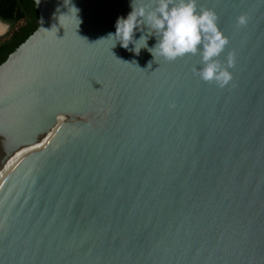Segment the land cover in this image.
<instances>
[{
  "label": "water",
  "instance_id": "water-1",
  "mask_svg": "<svg viewBox=\"0 0 264 264\" xmlns=\"http://www.w3.org/2000/svg\"><path fill=\"white\" fill-rule=\"evenodd\" d=\"M34 1L37 31L0 66V175L24 153L0 264H264V0H197L237 57L225 88L198 55L114 57L99 40L130 0Z\"/></svg>",
  "mask_w": 264,
  "mask_h": 264
},
{
  "label": "clouds",
  "instance_id": "clouds-1",
  "mask_svg": "<svg viewBox=\"0 0 264 264\" xmlns=\"http://www.w3.org/2000/svg\"><path fill=\"white\" fill-rule=\"evenodd\" d=\"M130 7L126 18L118 17L115 33L110 32L99 40L110 46L114 57L112 49L117 44L135 56L146 49L154 60L160 57L173 62L188 55H198L200 64L193 71L203 82L215 83L219 88L231 84L234 79L231 70L237 57L235 52H229L223 61L220 59L229 40L219 28L215 11L199 8L197 0H130ZM71 10L80 23L78 10L75 7ZM247 19L243 15L238 17V25H246ZM137 32L141 33L138 38ZM153 37L156 43L149 47L148 41Z\"/></svg>",
  "mask_w": 264,
  "mask_h": 264
},
{
  "label": "trees",
  "instance_id": "trees-1",
  "mask_svg": "<svg viewBox=\"0 0 264 264\" xmlns=\"http://www.w3.org/2000/svg\"><path fill=\"white\" fill-rule=\"evenodd\" d=\"M38 19L34 0H0V21L9 27L0 37V66L37 31Z\"/></svg>",
  "mask_w": 264,
  "mask_h": 264
},
{
  "label": "bare ground",
  "instance_id": "bare-ground-1",
  "mask_svg": "<svg viewBox=\"0 0 264 264\" xmlns=\"http://www.w3.org/2000/svg\"><path fill=\"white\" fill-rule=\"evenodd\" d=\"M0 26H2L0 24ZM0 32H1V27H0ZM24 156V153L21 152L18 155H16L10 162L9 164H7V166L5 167V169L3 170V172L0 175V187L3 184L4 180L6 179V177L8 176V174L10 173L11 169L20 162V160L22 159V157Z\"/></svg>",
  "mask_w": 264,
  "mask_h": 264
},
{
  "label": "rangeland",
  "instance_id": "rangeland-1",
  "mask_svg": "<svg viewBox=\"0 0 264 264\" xmlns=\"http://www.w3.org/2000/svg\"><path fill=\"white\" fill-rule=\"evenodd\" d=\"M1 27V32H0V34H2V35H6L7 33H8V31H9V27L6 25V24H4L3 23V25L2 26H0ZM1 35V36H2ZM0 36V37H1Z\"/></svg>",
  "mask_w": 264,
  "mask_h": 264
}]
</instances>
